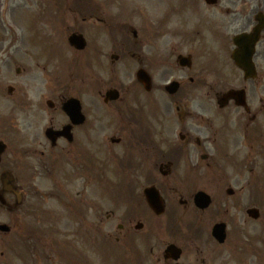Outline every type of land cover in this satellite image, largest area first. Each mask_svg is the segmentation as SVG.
Listing matches in <instances>:
<instances>
[{
  "label": "flooded vegetation",
  "instance_id": "flooded-vegetation-1",
  "mask_svg": "<svg viewBox=\"0 0 264 264\" xmlns=\"http://www.w3.org/2000/svg\"><path fill=\"white\" fill-rule=\"evenodd\" d=\"M41 9L0 0V110H41L38 98L51 112L41 127L22 125L27 161L9 169L0 208L58 204L46 219L63 236L68 220L80 224L84 264H264L248 262L264 254V231L261 248L248 234L264 224V0H73L84 46L72 51L90 69L61 92ZM69 98L78 113L63 111ZM112 181L156 190L99 198ZM39 191L47 201L29 203Z\"/></svg>",
  "mask_w": 264,
  "mask_h": 264
},
{
  "label": "rangeland",
  "instance_id": "rangeland-1",
  "mask_svg": "<svg viewBox=\"0 0 264 264\" xmlns=\"http://www.w3.org/2000/svg\"><path fill=\"white\" fill-rule=\"evenodd\" d=\"M58 0H56L57 2ZM70 1L67 2L66 0L63 2L64 9H57L59 5L57 3H53L51 1L42 0V17L41 21L39 23V26L41 27V39L43 41H50L53 45L54 49H59V52H61L62 56L66 54L64 48L59 47V44L62 42L64 43V39L66 41L67 36L70 34V32L77 28L81 22V20L77 17L74 10H72V6L70 4ZM120 1V0H117ZM100 3L103 2V0H99ZM57 6H56V5ZM71 6V7H70ZM33 13L36 15L39 12L32 10ZM49 12V19L47 18V13ZM86 25L89 24V21H86ZM57 24H59V28L57 27ZM30 24H27L25 26H29ZM29 30H25V34L22 36H17L16 42H26L27 38V32ZM20 33V32H19ZM21 35V33H20ZM11 38V36H9ZM8 37H6L7 39ZM9 39V38H8ZM3 44L7 45L5 40L2 41ZM58 43V44H57ZM71 52V51H70ZM72 55H76L75 52H71ZM81 55V54H78ZM76 55L74 58L67 57L66 63H60L55 60H53V75L49 76V78L54 77L55 82V89L57 92H61L62 89H64L65 86H73L74 89L75 84L79 81L80 76H84V74L87 71L88 61H83ZM38 72V71H37ZM74 73V74H73ZM124 78L123 81H126L125 76L126 74H123ZM76 78V80H75ZM53 82L50 80V84ZM53 85V84H52ZM35 101L40 106L41 110L38 107H33L32 112H24L23 114L16 112L15 115H13V123L15 128H12L11 132L2 133L0 131V136L3 137L5 140L9 142V147L6 150L7 152L4 154L3 162L0 165V170L6 166L13 167L15 163L20 167V170L23 169L25 160L23 159V156L20 154V151L18 147L21 145V141L24 139L22 138L23 132V124L29 123L31 127L35 125V127H41L45 121L47 120L48 115L51 114V112L45 107L39 104V99L35 98ZM25 120H23V118ZM2 138V139H3ZM103 183H106L104 181ZM137 186L139 187L137 190ZM133 188L134 191H139L141 186L135 185ZM104 189L108 190L109 187L107 185L103 186ZM103 195V194H102ZM101 195V196H102ZM36 200V199H35ZM43 207L45 205H42ZM39 207V206H38ZM36 209L37 207H33ZM32 212V210H31ZM30 212V213H31ZM37 215L29 214V206L22 207L18 210L17 214L13 216L9 211L1 210L0 209V222L10 225L11 227H16V230L11 232L10 234L0 235V264H20V259L18 257V250L15 251V246H13L14 242L16 241V235L26 236V232L29 230H34L33 235H36L37 241H38V247L39 251L37 254V257L34 258L33 261H28L29 264H54L53 258L51 257L49 253V227L45 225H42L37 220ZM264 218V217H263ZM263 220V219H262ZM68 223V222H67ZM258 224V223H257ZM255 227H251L248 229V234L253 233V231L258 236L256 240H254V244L259 246L258 239H259V233L263 232L264 224L260 223ZM71 225L68 223V229H70ZM263 229V230H262ZM247 236V235H246ZM55 240H61L62 236H55ZM69 244H71L70 248L73 249V246L75 248H78V252H80L81 248L84 246V243H80V237L75 238L74 234L70 235L69 238ZM17 242V241H16ZM50 242L51 237H50ZM252 242V244H253ZM73 245V246H72ZM23 246V245H22ZM23 253H25V246H23ZM258 248V247H257ZM233 264L243 263L244 262V256L238 255L233 256ZM257 257L254 256V258H251L249 261L256 260ZM241 260H243L241 262ZM25 261V260H24ZM27 261V260H26ZM237 261V262H236Z\"/></svg>",
  "mask_w": 264,
  "mask_h": 264
},
{
  "label": "water",
  "instance_id": "water-1",
  "mask_svg": "<svg viewBox=\"0 0 264 264\" xmlns=\"http://www.w3.org/2000/svg\"><path fill=\"white\" fill-rule=\"evenodd\" d=\"M73 41H74L75 44H78L77 41H75L74 39H73ZM0 228H1L2 230H6V227L1 226Z\"/></svg>",
  "mask_w": 264,
  "mask_h": 264
}]
</instances>
